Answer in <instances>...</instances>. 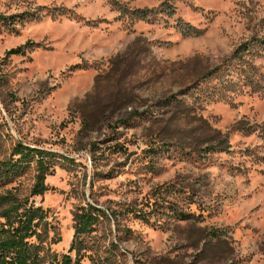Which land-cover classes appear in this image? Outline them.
Returning a JSON list of instances; mask_svg holds the SVG:
<instances>
[{"label":"rangeland","instance_id":"1","mask_svg":"<svg viewBox=\"0 0 264 264\" xmlns=\"http://www.w3.org/2000/svg\"><path fill=\"white\" fill-rule=\"evenodd\" d=\"M0 16L17 18L0 23V162L19 144L58 156L33 200L54 252L89 202L116 221L85 264H264V0H0ZM162 186L195 218L120 214Z\"/></svg>","mask_w":264,"mask_h":264},{"label":"trees","instance_id":"2","mask_svg":"<svg viewBox=\"0 0 264 264\" xmlns=\"http://www.w3.org/2000/svg\"><path fill=\"white\" fill-rule=\"evenodd\" d=\"M163 8L166 9L164 6ZM126 14L131 15L133 19L134 17L143 21L148 19V12L143 10L130 11ZM13 19L0 16V23L7 26L8 21ZM181 28L185 36L201 34L189 26L185 28L181 25ZM243 48L246 50L245 54H248L249 47H242L235 52V58L243 60L241 55ZM23 54L24 48L20 47L9 51L7 56ZM241 70L242 75L247 74L246 69ZM224 143L225 140L220 145ZM220 150L219 147H211L207 152ZM57 158L53 152L19 144L12 148L9 159L0 162V189L10 185L29 170H33L34 173V185L28 195H20L17 189L0 192V264H85L87 260L93 262L94 236L104 223L116 221V212L115 215H110L96 204L89 202L81 204L73 213L75 234L68 253L59 255L53 251L52 247L60 240L56 238L50 213L42 206H36L33 200L44 197L50 191L47 180L55 173ZM171 189V186L158 187L152 198L145 199L142 207H127L125 211H120V214L133 215L146 222L163 217L178 222H187L195 218L193 213L188 212L186 207L179 203L172 205L166 203Z\"/></svg>","mask_w":264,"mask_h":264}]
</instances>
